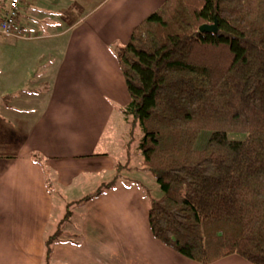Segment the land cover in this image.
Wrapping results in <instances>:
<instances>
[{
    "label": "trees",
    "instance_id": "16d2710c",
    "mask_svg": "<svg viewBox=\"0 0 264 264\" xmlns=\"http://www.w3.org/2000/svg\"><path fill=\"white\" fill-rule=\"evenodd\" d=\"M112 53L129 97L122 115L141 132L142 171L161 192L143 191L152 236L197 264H264V0H165Z\"/></svg>",
    "mask_w": 264,
    "mask_h": 264
},
{
    "label": "crops",
    "instance_id": "0c3cea01",
    "mask_svg": "<svg viewBox=\"0 0 264 264\" xmlns=\"http://www.w3.org/2000/svg\"><path fill=\"white\" fill-rule=\"evenodd\" d=\"M90 1L93 6L73 22L78 7L72 0H23L17 21L22 37L0 39V99L13 101L0 108L14 117L6 124L24 132L16 147L9 145L14 152L0 155V264L44 263V240L65 216L50 233L54 202L45 166L69 184L71 171L113 172L126 156L121 144L128 124L121 110L129 97L112 50L165 0ZM3 7L0 0V14ZM18 52L32 62L23 83L48 82L45 93L25 91V85L8 92L5 69ZM134 182L77 204L78 214L65 221L69 230L61 223L50 264H197L152 236L148 200ZM212 264L250 263L232 255Z\"/></svg>",
    "mask_w": 264,
    "mask_h": 264
},
{
    "label": "rangeland",
    "instance_id": "374dc122",
    "mask_svg": "<svg viewBox=\"0 0 264 264\" xmlns=\"http://www.w3.org/2000/svg\"><path fill=\"white\" fill-rule=\"evenodd\" d=\"M75 4L78 8L73 9V15L71 16L73 22L74 20H78L83 12L89 10V8L93 6L92 1L90 0H72V6ZM1 36L0 39H3L2 42H6L7 39H9L7 37L4 38L5 36H2V38ZM8 57L9 54L6 59H8ZM24 59H26V55L20 54L19 52L15 53L14 58H11V60L8 59L9 64L6 65L7 67L4 74V76L10 81L8 92H14L18 90V87L25 85V88L23 89L25 91H32L40 94L45 93L43 91L48 90V82L47 84L44 82L41 85L40 82H37L36 84H33L31 81H28L26 84L23 83L24 79L22 77L28 70L27 66L32 65V62ZM22 62L29 63L23 66ZM39 70L42 69L39 67L35 74H38ZM34 86L36 87L34 88ZM11 102L13 101H4L0 99V105L4 104V108L6 107L5 105ZM34 102L36 101H29V103ZM4 112L6 113L4 116L5 118L0 116V123H5L3 127H0V155L14 152L11 151L12 149H8L10 148L9 145L12 144L16 147L20 141V137H22L24 133L23 130L21 131V127H13L12 124H6V121H11L14 117L11 116L9 111L8 113L7 110H1L0 108V113L4 114ZM18 129H20L19 135L17 132ZM124 132V141L121 145L126 156L118 158V161L114 165L116 167L113 172L96 171L94 168H81L74 173L71 171V174L69 175L71 181L67 184L59 182L57 178V171L48 166L44 167L46 174V186L50 191L54 202L52 222L48 228L50 233L52 230L53 232L55 231V229L52 228L53 223L55 225V223L62 219L63 215L74 214L76 216L78 214L76 206L83 198L97 192L98 190L104 189L105 185L112 182L117 185H121L129 184L130 182L135 181L136 184L140 186L144 192H146L148 199H158L161 197L160 189L155 180L145 171V173L141 172V170H143V159L138 150V145L142 137L141 132L137 127L129 129V125L128 127L125 126ZM209 136V132H201L194 148L198 151L202 150L205 147ZM132 138L133 140H131V144L128 146L129 148H127L126 144L128 141L130 142V139ZM64 222L65 221H62L61 223ZM74 223H76V221H74ZM62 230H69L66 222L62 226ZM62 238L64 240L71 239L64 235Z\"/></svg>",
    "mask_w": 264,
    "mask_h": 264
},
{
    "label": "built area",
    "instance_id": "2783aa9c",
    "mask_svg": "<svg viewBox=\"0 0 264 264\" xmlns=\"http://www.w3.org/2000/svg\"><path fill=\"white\" fill-rule=\"evenodd\" d=\"M23 0H1L4 7L0 14V35L20 38L22 31L17 26L19 6Z\"/></svg>",
    "mask_w": 264,
    "mask_h": 264
},
{
    "label": "water",
    "instance_id": "95a60500",
    "mask_svg": "<svg viewBox=\"0 0 264 264\" xmlns=\"http://www.w3.org/2000/svg\"><path fill=\"white\" fill-rule=\"evenodd\" d=\"M216 31H217L216 23L213 25H203L202 27H200L201 33H216Z\"/></svg>",
    "mask_w": 264,
    "mask_h": 264
}]
</instances>
